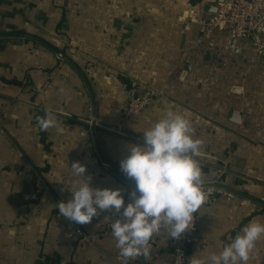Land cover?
<instances>
[{
  "label": "crops",
  "instance_id": "obj_1",
  "mask_svg": "<svg viewBox=\"0 0 264 264\" xmlns=\"http://www.w3.org/2000/svg\"><path fill=\"white\" fill-rule=\"evenodd\" d=\"M222 0H0V264H122L107 211L76 224L57 204L71 193V165L91 186L135 184L120 166L164 110L183 113L202 144L204 184L232 193L197 211L193 255L222 250L249 222L264 223V58L236 35L203 38L199 23ZM153 92L143 114L123 121L132 84ZM51 109L56 127L39 129ZM166 230L149 258L175 264ZM248 264H264V238Z\"/></svg>",
  "mask_w": 264,
  "mask_h": 264
},
{
  "label": "clouds",
  "instance_id": "obj_2",
  "mask_svg": "<svg viewBox=\"0 0 264 264\" xmlns=\"http://www.w3.org/2000/svg\"><path fill=\"white\" fill-rule=\"evenodd\" d=\"M39 129L58 127L51 109L37 117ZM201 140L195 138L191 121L181 112L168 108L148 129L141 141L126 146L128 155L120 161L125 176L135 182L131 202L125 206L121 189L92 187L85 178L86 165H71L73 177L65 184L71 198L57 204L59 214L76 224H87L107 211L116 217L111 223L112 236L119 249L118 259L128 264L143 255L149 258L155 234L166 230L179 239L192 228L194 214L205 199L204 179L199 161ZM264 238V223L253 220L222 250L207 256L193 255L189 264H248L256 242Z\"/></svg>",
  "mask_w": 264,
  "mask_h": 264
},
{
  "label": "built area",
  "instance_id": "obj_3",
  "mask_svg": "<svg viewBox=\"0 0 264 264\" xmlns=\"http://www.w3.org/2000/svg\"><path fill=\"white\" fill-rule=\"evenodd\" d=\"M203 38H210L216 32L227 31L239 37L250 50L264 58V0H222L216 14L200 23ZM138 85L132 84L129 99L122 112V120L128 121L138 118L151 104L153 92L144 91L137 96ZM109 167V164H105ZM205 199L202 205H209L221 196H232V193L213 184H204ZM201 205V206H202ZM113 220L116 218L111 215ZM197 212L194 214L192 228L185 231L179 238H173L171 242L172 252L175 256V264H187L189 250L198 242Z\"/></svg>",
  "mask_w": 264,
  "mask_h": 264
},
{
  "label": "water",
  "instance_id": "obj_4",
  "mask_svg": "<svg viewBox=\"0 0 264 264\" xmlns=\"http://www.w3.org/2000/svg\"><path fill=\"white\" fill-rule=\"evenodd\" d=\"M222 2V1H221ZM106 161L109 163V165L111 166L112 170H114L117 174H119L122 178H125L126 180H128L129 182H132L135 184L134 181L128 179L125 174L122 172L120 166H118L113 160L112 158L109 156V154L106 152L105 148L103 149Z\"/></svg>",
  "mask_w": 264,
  "mask_h": 264
}]
</instances>
